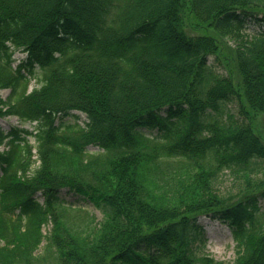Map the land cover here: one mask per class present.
Segmentation results:
<instances>
[{
    "label": "trees",
    "instance_id": "trees-1",
    "mask_svg": "<svg viewBox=\"0 0 264 264\" xmlns=\"http://www.w3.org/2000/svg\"><path fill=\"white\" fill-rule=\"evenodd\" d=\"M3 88L0 117L37 125L0 131V264H264V0H0ZM202 217L230 227L232 263L196 251Z\"/></svg>",
    "mask_w": 264,
    "mask_h": 264
},
{
    "label": "rangeland",
    "instance_id": "rangeland-1",
    "mask_svg": "<svg viewBox=\"0 0 264 264\" xmlns=\"http://www.w3.org/2000/svg\"><path fill=\"white\" fill-rule=\"evenodd\" d=\"M261 29V25L258 21H254L251 19H248L246 22V25L244 27V30L242 32H246L249 35H253L254 33H257ZM237 41L236 35H225L221 38V43H224V46L222 47V51L218 57L211 56L210 62L215 63L216 69L221 73H227L229 68H234V63L232 60H229L231 62H226L224 58H228L232 54V46L235 45ZM24 57H26V52L22 51L21 49L15 50L14 53V65L18 64L20 60H22ZM39 82L32 78L30 82V89H32L35 86H38ZM10 90L8 88H3L0 90V94L6 98L9 94ZM228 106L234 111H237V104L232 102L228 103ZM73 113L79 114V122L80 124H84L87 117L84 113H81L79 111H73ZM65 120H70V122L73 121V119L68 116L65 117ZM256 124L259 126V129L261 131V134L263 135L264 139V115L261 113L256 115ZM37 125L36 121H23L16 115H7L4 117H0V131L3 130L4 132H8L13 127H19V128H27L29 130H34ZM143 132H145L146 135L152 136L155 134L156 129H150V128H141ZM32 142H34V137H31ZM5 148V144L0 145V150H3ZM89 151L94 152L98 151L99 147L95 145H90L88 147ZM36 151V149L34 150ZM36 157V156H34ZM39 162H36L38 164ZM34 165V166H35ZM239 180L235 178V175L230 172L228 169L223 170L220 172L219 176L217 177L215 181V187L220 193H230V192H237V190L240 188ZM61 197L67 204H73V206H79L83 207L84 210L89 211L91 214H94L97 218V220H101L104 217V212L101 208L95 206L89 199L81 197L80 195L69 191L67 188H63L61 191ZM39 200L43 201V196L41 194L38 195ZM261 206L264 209V200L261 199ZM79 222H81V219H78ZM201 223L204 226V231L207 237L206 242L203 244L197 242V252L199 254L207 253L210 254L218 259L224 260L228 263H232L235 259L236 252H235V241L233 239V234L230 229V227L223 222H220L219 220H213L209 217H202ZM52 228V223L46 222L43 226L44 233H48L50 229ZM46 246V240H43L41 246L39 247V250L36 251V253H44Z\"/></svg>",
    "mask_w": 264,
    "mask_h": 264
}]
</instances>
